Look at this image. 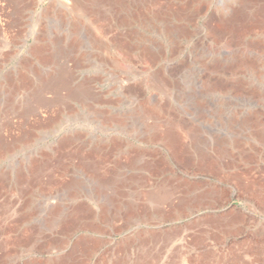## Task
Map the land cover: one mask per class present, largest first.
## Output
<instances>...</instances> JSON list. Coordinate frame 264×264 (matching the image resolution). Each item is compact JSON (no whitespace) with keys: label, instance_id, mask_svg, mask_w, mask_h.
I'll use <instances>...</instances> for the list:
<instances>
[{"label":"rangeland","instance_id":"1","mask_svg":"<svg viewBox=\"0 0 264 264\" xmlns=\"http://www.w3.org/2000/svg\"><path fill=\"white\" fill-rule=\"evenodd\" d=\"M13 1L0 0L1 258L264 264V0H21L17 15ZM41 43L54 56L35 74L73 83L40 103L17 76H36Z\"/></svg>","mask_w":264,"mask_h":264},{"label":"bare ground","instance_id":"2","mask_svg":"<svg viewBox=\"0 0 264 264\" xmlns=\"http://www.w3.org/2000/svg\"><path fill=\"white\" fill-rule=\"evenodd\" d=\"M11 1H13V0H11ZM19 1H21V0H14L13 2H15V5H13L14 7H13V11H12V13L13 14H18V12L16 13V9L14 10V8H16L17 7V10L19 11L20 10V3H19ZM63 1H68V0H63ZM149 2H151V0H148ZM12 2V3H13ZM144 3H148L147 1H143L142 3H140L141 4V6H143L144 5ZM74 4V3H73ZM75 6H77V5H75ZM71 7V6H70ZM73 8H74V6H73ZM147 9H149V7H146ZM72 9V8H71ZM74 10H75V8H74ZM141 11H143V10H141ZM145 12V11H144ZM154 12V11H153ZM142 13V12H141ZM157 13V12H156ZM145 14V13H144ZM167 15V14H166ZM100 16V15H99ZM145 16L146 15H144L143 16V18H144V20H145ZM150 18V17H149ZM18 20H19V17L17 18ZM150 19H153V18H150ZM149 19V20H150ZM156 19V18H155ZM157 21V20H156ZM179 23V22H178ZM179 26V25H178ZM178 30H179V28H178ZM181 30V29H180ZM176 33V32H175ZM177 34V33H176ZM179 34V33H178ZM39 39H40V37H39ZM49 43V42H48ZM47 44H45V43H41V44H39V46H37V48L35 49V51H34V53H33V59H31L29 62H27L26 61V67L27 66H29V72H31V73H33V75H36L35 74V72H38V69L40 68L39 67V65H40V59H42V58H44L43 60H45V57H53L54 56V52L53 51H51L49 48H47ZM49 47V46H48ZM146 50H147V52L149 53L150 51H152V47H146L145 48ZM33 51V50H32ZM57 56V55H56ZM48 60V59H47ZM51 61V60H50ZM44 62V61H43ZM55 63V62H54ZM43 64V63H42ZM64 64V63H63ZM62 64V65H63ZM24 65V64H23ZM24 66V67H25ZM69 67H71V66H69ZM67 69V68H66ZM70 69V68H69ZM31 70V71H30ZM60 70V72H61V69H59ZM256 70H258V69H256ZM66 71H70V70H66ZM75 71V70H74ZM25 73L26 72H21V74L19 75V76H17L22 82H24V83H27L29 86L32 84V82H34V83H36V81H37V85L36 86H34L33 85V87H35V89H32V90H34V91H36V93H34V91H33V93H34V95H35V98H36V101L38 102H40L41 103V101L42 102H44L43 101V99L41 98V96L40 95H42L41 94V90H46V91H51V92H59V93H62V91L64 90H66V91H68V88H69V86L71 85H69L68 84V81H69V83H73L72 81H70V78H72L70 75H67V73L65 72L63 75L61 74V76L59 75V74H57L56 76L54 75H48V74H46V76H45V78L43 79V77H41L40 75H36V76H33V77H31V79L29 78H27V77H30L28 74H26L25 75ZM56 73V72H55ZM74 75V74H73ZM43 79V82H42V84H41V80ZM72 80V79H71ZM30 81H32L31 83H30ZM20 82V81H19ZM27 84H25V86L27 85ZM76 84V83H75ZM85 84V83H84ZM12 85V84H11ZM43 85V86H42ZM83 85V84H82ZM89 85V84H88ZM8 86H9V83H8ZM19 86V85H18ZM72 86V85H71ZM16 87V86H15ZM20 87V86H19ZM74 87V86H73ZM28 88V87H27ZM81 88V87H80ZM75 90V89H74ZM78 90V89H77ZM73 91V90H72ZM86 91H87V89H86ZM10 92V91H9ZM69 92V91H68ZM87 92H89V91H87ZM86 92V93H87ZM66 93V92H65ZM70 93V92H69ZM73 93V92H72ZM75 93H78V95L79 96H81V95H83L84 94V92H82V90H79V91H76ZM57 95V94H56ZM67 95V94H66ZM78 96V97H79ZM56 97V96H55ZM60 97V96H59ZM62 97V96H61ZM64 97V96H63ZM77 97V96H76ZM77 97V98H78ZM68 98V97H67ZM39 99H41V101L39 100ZM46 99V98H45ZM59 99V98H58ZM57 99V100H58ZM63 99V98H62ZM66 99V98H65ZM49 100V99H48ZM50 100H51V98H50ZM46 103H47V101H46ZM48 104H49V101H48ZM51 104V103H50ZM35 106V105H34ZM48 106V105H47ZM36 107V106H35ZM43 107V106H42ZM48 108V107H47ZM36 109H38V112H40V109L39 108H32L31 110L34 112V111H36ZM60 109V108H59ZM51 110H52V108H51ZM58 111V110H57ZM66 112H67V110H65ZM51 112V111H50ZM57 113V112H56ZM58 115V114H57ZM56 116V115H55ZM59 116V115H58ZM64 118V117H63ZM30 119V118H29ZM58 119V118H57ZM64 119H66V118H64ZM32 128H34V127H30V126H28L27 127V131H29L30 132V130H31V132H32ZM30 134V133H29ZM28 134V132H26L25 133V136L24 137H30L31 138V134L29 135ZM222 154V153H221ZM250 154V153H249ZM200 155V154H199ZM219 155V154H218ZM69 189V188H68Z\"/></svg>","mask_w":264,"mask_h":264},{"label":"crops","instance_id":"3","mask_svg":"<svg viewBox=\"0 0 264 264\" xmlns=\"http://www.w3.org/2000/svg\"><path fill=\"white\" fill-rule=\"evenodd\" d=\"M105 187H106V185L102 187V191L106 195V188ZM101 218L106 219V215H102ZM13 259L14 258H13V254L12 253L5 254L3 256V258H1V256H0V264H14V260ZM64 261H66V260L61 259L60 257H57V258H55L53 260H49L48 262H39V264H65ZM15 264H16V262H15Z\"/></svg>","mask_w":264,"mask_h":264}]
</instances>
